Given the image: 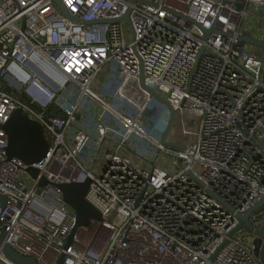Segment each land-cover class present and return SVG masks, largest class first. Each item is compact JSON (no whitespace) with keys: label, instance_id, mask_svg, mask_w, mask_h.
<instances>
[{"label":"built area","instance_id":"built-area-1","mask_svg":"<svg viewBox=\"0 0 264 264\" xmlns=\"http://www.w3.org/2000/svg\"><path fill=\"white\" fill-rule=\"evenodd\" d=\"M60 1L0 0V124L22 109L48 143L32 178L0 127V237L38 264H263L233 231L264 198V57L241 40L264 33V16L245 23L264 0ZM141 61L182 151L160 143L169 110ZM88 179L101 218L66 249L77 217L59 184Z\"/></svg>","mask_w":264,"mask_h":264},{"label":"water","instance_id":"water-1","mask_svg":"<svg viewBox=\"0 0 264 264\" xmlns=\"http://www.w3.org/2000/svg\"><path fill=\"white\" fill-rule=\"evenodd\" d=\"M61 4L60 0H55ZM135 1V0H132ZM67 12V11H66ZM68 13V12H67ZM128 13L124 16L127 17ZM123 17V18H124ZM212 30L205 29L206 34H209ZM243 43L257 45L264 48V41L254 38L252 35L244 34L241 36ZM140 75L143 87L160 103L164 104L169 110V118L167 125L160 136V143L164 146H173L182 151V147L175 142L167 140L168 133L173 125L176 110L172 107L170 102L162 97L157 91L148 87L144 82V70L141 61ZM58 109H54L57 111ZM64 117V115L62 114ZM79 118V115H77ZM0 127L5 130L8 135L7 153L9 157H18L22 159L27 167L25 171L32 177L36 178L39 174V169L33 164L40 162L48 152V143L43 135V129L41 124L30 118L28 113L22 109H16L11 114L9 120ZM261 148L264 149V139L259 142ZM192 176H195L193 172L189 171ZM47 179L42 177L40 185H45ZM90 180L84 182H71L59 184V187L63 193L64 201L69 204L76 212V227L73 230L71 236L68 239L66 249L69 247L75 230L79 225H88L92 219H100V212L93 207L85 198L87 190L89 188ZM6 203V197L0 194V205L4 206ZM264 206V198L251 207L244 214L238 215L239 224L234 229V232L239 230H245L248 233L259 237L258 241L253 242L255 246V254L259 256L260 260L264 264V222L260 227H256L251 222V215L261 209ZM0 248L4 253L5 258L12 264H38V262L28 256L21 255L15 251L10 245L4 242V235L0 237ZM64 254L61 255L59 263L62 264Z\"/></svg>","mask_w":264,"mask_h":264},{"label":"rangeland","instance_id":"rangeland-1","mask_svg":"<svg viewBox=\"0 0 264 264\" xmlns=\"http://www.w3.org/2000/svg\"><path fill=\"white\" fill-rule=\"evenodd\" d=\"M257 16H264V10L255 9L254 11H252L246 17L245 23L248 24V23L252 22L254 25H258ZM260 25L264 27V22H262ZM246 33L249 34V35H252L256 39L264 40V33H261V32L255 31V30H252V31L248 30ZM247 47L250 50H252V51L256 52L257 54H259L261 57H264V48H262L260 46H257V45H252V44H247ZM124 109L125 110L129 109V105L125 104L124 105ZM160 109H162V105L157 106V111L160 110ZM158 117H159V115H158ZM155 126L156 125L153 122L151 125L148 124L147 128L149 130H153L150 133L151 137L159 138V134L160 133L157 131ZM145 127H146V125H145ZM132 140L134 142H136L137 144H139V145H145L146 147L151 145L155 149V151L158 150L156 145L150 139L133 137ZM92 148H93V146H91V149ZM173 160H174V155L172 153L162 151V153H161L160 157L157 159L156 163L159 164L162 167H165V168H172V170H173L174 169V167L172 165V161ZM242 233L246 236V240L248 242H255V241L259 240V237H257L256 235H253L251 233H247L245 231H242ZM0 264H2V263L0 262Z\"/></svg>","mask_w":264,"mask_h":264}]
</instances>
